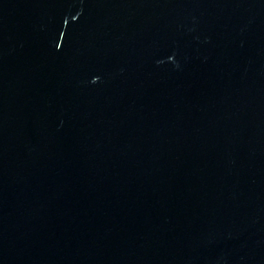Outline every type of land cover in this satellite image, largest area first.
Here are the masks:
<instances>
[{
	"label": "water",
	"instance_id": "95a60500",
	"mask_svg": "<svg viewBox=\"0 0 264 264\" xmlns=\"http://www.w3.org/2000/svg\"><path fill=\"white\" fill-rule=\"evenodd\" d=\"M0 264H264V0H0Z\"/></svg>",
	"mask_w": 264,
	"mask_h": 264
}]
</instances>
